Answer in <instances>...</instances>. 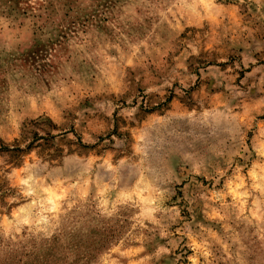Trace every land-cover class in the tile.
I'll return each instance as SVG.
<instances>
[{
    "label": "rangeland",
    "instance_id": "1",
    "mask_svg": "<svg viewBox=\"0 0 264 264\" xmlns=\"http://www.w3.org/2000/svg\"><path fill=\"white\" fill-rule=\"evenodd\" d=\"M37 1L0 0V264H264V0Z\"/></svg>",
    "mask_w": 264,
    "mask_h": 264
},
{
    "label": "trees",
    "instance_id": "2",
    "mask_svg": "<svg viewBox=\"0 0 264 264\" xmlns=\"http://www.w3.org/2000/svg\"><path fill=\"white\" fill-rule=\"evenodd\" d=\"M49 2L50 0H41V1H37V2L30 4L28 7H30V9L37 10L38 8H42L46 6ZM34 16H36V14H34ZM58 29H59V33L56 36L55 35H53V37L51 36V38L49 39V44H50L49 48L44 49V50L34 51L33 54L34 53L36 54L35 57L46 56L47 54L53 55L51 51L54 52V56L58 53V47L63 43L64 39H68V36L66 34L61 35L62 33H64V30L62 28L57 27V30Z\"/></svg>",
    "mask_w": 264,
    "mask_h": 264
}]
</instances>
